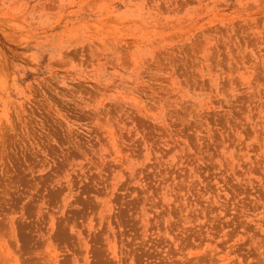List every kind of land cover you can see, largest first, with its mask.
<instances>
[{
  "label": "rangeland",
  "instance_id": "374dc122",
  "mask_svg": "<svg viewBox=\"0 0 264 264\" xmlns=\"http://www.w3.org/2000/svg\"><path fill=\"white\" fill-rule=\"evenodd\" d=\"M0 264H264V0H0Z\"/></svg>",
  "mask_w": 264,
  "mask_h": 264
}]
</instances>
